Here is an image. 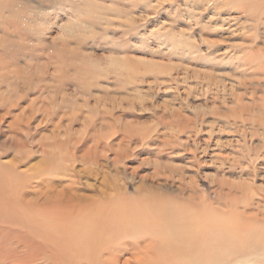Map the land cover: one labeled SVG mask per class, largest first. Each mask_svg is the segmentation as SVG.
I'll return each instance as SVG.
<instances>
[{
  "label": "rangeland",
  "instance_id": "obj_1",
  "mask_svg": "<svg viewBox=\"0 0 264 264\" xmlns=\"http://www.w3.org/2000/svg\"><path fill=\"white\" fill-rule=\"evenodd\" d=\"M0 96L4 125L66 143L70 191L209 211L235 264H264V0H0Z\"/></svg>",
  "mask_w": 264,
  "mask_h": 264
},
{
  "label": "bare ground",
  "instance_id": "obj_2",
  "mask_svg": "<svg viewBox=\"0 0 264 264\" xmlns=\"http://www.w3.org/2000/svg\"><path fill=\"white\" fill-rule=\"evenodd\" d=\"M6 104L0 156L11 152L15 158L0 161V264H93L100 254H106L101 264H233L243 256V248L231 251L224 237L214 238L209 211L174 202L168 209L161 198L128 197L112 188L113 194L99 190V198L70 191L71 184L52 179L67 176L60 164L61 154L70 151L66 143L35 140L28 120L27 130L19 129L18 115L4 125L15 105L0 96V108ZM27 143H38L43 153L30 174L19 170L26 165ZM90 156L87 148L79 159L88 163ZM131 239L134 244H126ZM130 250L136 256L121 260Z\"/></svg>",
  "mask_w": 264,
  "mask_h": 264
}]
</instances>
